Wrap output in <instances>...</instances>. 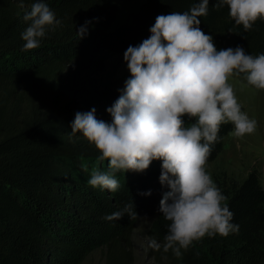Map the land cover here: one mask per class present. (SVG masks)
Returning <instances> with one entry per match:
<instances>
[{"label":"trees","instance_id":"obj_1","mask_svg":"<svg viewBox=\"0 0 264 264\" xmlns=\"http://www.w3.org/2000/svg\"><path fill=\"white\" fill-rule=\"evenodd\" d=\"M33 2L0 0V264H82L99 247L107 249L108 264H131L132 233L144 217H152L148 240L161 244L156 264H264V185L255 170L228 185L215 182L239 230L205 236L177 258L163 250L169 222L159 207L170 189L160 183L162 161L143 172L114 171L115 192L94 188L87 182L91 172L109 171V162L98 159L101 153L82 133L70 136L77 112L95 108L97 119L111 123L107 109L124 89L86 86L84 72L101 66L99 55L137 46L150 37L158 15L188 11L199 0H143L114 28L113 0H44L60 23L47 26L38 48L24 50L21 33L29 22L23 17ZM216 2L209 0L208 14L198 18L216 49L264 54V20L245 31ZM233 130L230 122L221 125L207 162ZM129 203L137 217L104 219Z\"/></svg>","mask_w":264,"mask_h":264},{"label":"clouds","instance_id":"obj_2","mask_svg":"<svg viewBox=\"0 0 264 264\" xmlns=\"http://www.w3.org/2000/svg\"><path fill=\"white\" fill-rule=\"evenodd\" d=\"M224 5L245 31L264 20V0H217L215 7ZM208 6L209 0H199L188 11L158 15L150 37L124 52L131 76L107 109L112 122L97 119L93 108L77 112L71 124L70 136L82 133L101 153L98 159L109 162V171L91 172L87 182L94 188L115 192L120 184L114 171L143 172L152 161H162L160 183L170 189L159 207L169 222L163 250L171 249L177 258L205 236L239 230L206 164L222 124L232 123L237 138L257 127L241 110L230 78L243 74L248 85L264 90V54H247L241 46L218 51L213 37L199 27ZM23 18L29 22L21 33L24 50L38 48L47 26L60 23L44 0H35ZM87 23L77 31L79 38ZM185 117L194 122L186 126ZM133 207L129 203L104 219L118 220L125 213L135 218ZM149 247L159 250L161 244L151 238Z\"/></svg>","mask_w":264,"mask_h":264},{"label":"rangeland","instance_id":"obj_3","mask_svg":"<svg viewBox=\"0 0 264 264\" xmlns=\"http://www.w3.org/2000/svg\"><path fill=\"white\" fill-rule=\"evenodd\" d=\"M116 20L112 28L128 22L136 14L143 0H113ZM139 45V44H138ZM137 45V46H138ZM124 52L104 51L99 55L101 66L97 70L84 72L85 84L89 89L102 90L105 87L124 88L130 78ZM241 110L250 119L257 121L256 130L242 137L227 136L223 150L216 158L206 164V170L213 182L228 185L231 181L242 180L250 171L255 170L264 185V90H257L247 81L237 76L230 78ZM186 125L193 120L184 118ZM152 217L142 218L132 233L131 264H156V250L149 247L147 232ZM108 251L105 247L93 250L82 264H108ZM165 258V257H163Z\"/></svg>","mask_w":264,"mask_h":264}]
</instances>
